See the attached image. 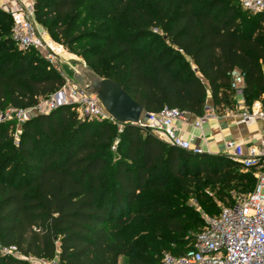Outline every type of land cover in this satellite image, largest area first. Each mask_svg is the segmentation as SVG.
<instances>
[{"label": "trees", "instance_id": "trees-1", "mask_svg": "<svg viewBox=\"0 0 264 264\" xmlns=\"http://www.w3.org/2000/svg\"><path fill=\"white\" fill-rule=\"evenodd\" d=\"M241 1L37 0L34 9L52 38L72 50L83 44L90 68L119 82L145 111L169 106L201 116L209 96L219 113L234 106L235 68L245 75L248 103L264 94V12L246 11ZM108 16L113 19L106 36V27L92 19ZM8 17L12 28L11 15L0 9L1 31ZM153 28L162 30L171 53H155L161 34ZM143 38L148 41L140 44ZM15 44L11 35L0 40L2 110L35 105L65 83L35 48L3 57ZM166 54L171 57L164 61ZM15 126L0 123V244L27 257L59 258L60 264H119L128 257L129 264H151L148 252L124 233L132 221L166 211L156 202L138 205L143 192L174 180L196 185L190 189L196 192L205 179L229 205L236 198L226 189L248 193L255 184L253 173L226 155L194 154L139 125L126 124L119 132L114 123L80 119L74 105L24 122L18 144ZM117 137L124 154L115 158ZM172 211L160 219L171 232L186 234L180 218L186 211ZM196 224L200 231L204 221ZM194 240L172 253L183 254ZM0 264L32 263L0 255Z\"/></svg>", "mask_w": 264, "mask_h": 264}, {"label": "built area", "instance_id": "built-area-1", "mask_svg": "<svg viewBox=\"0 0 264 264\" xmlns=\"http://www.w3.org/2000/svg\"><path fill=\"white\" fill-rule=\"evenodd\" d=\"M244 10L251 13L264 12V0H242ZM12 17L11 36L21 49L35 48L60 70L64 46L54 41L49 32L38 25L35 18L34 3L22 4L17 0L14 7L8 9ZM55 44L54 46L52 45ZM57 46H62L63 51ZM62 73V72H61ZM65 77L64 85L55 93L37 104L26 108H0V122L14 117L24 123L34 116L47 114L64 105H74L78 113L85 118L108 121L117 125L119 132L125 124L119 123L106 110L96 93L88 92L74 78ZM235 95L233 107H227L224 116L234 117L246 126L262 123L264 125V94L248 103L244 94L245 75L235 68L230 73ZM4 111V112H3ZM191 114L178 108L165 106L157 112L145 111L138 125L147 128L158 138L172 146L190 151L194 154H213L205 150L190 138L178 132L177 121H187ZM219 111L214 105H206L201 116H197L195 126L218 118ZM19 143V136L15 139ZM232 160L240 163L255 177L253 188L234 203L226 205L219 214H204V226L197 233L194 244L183 254L175 255L165 252L161 264H264V135L256 142L229 139L225 142V153ZM1 256H13L26 260L16 246L0 244ZM31 257L32 264H50L49 260Z\"/></svg>", "mask_w": 264, "mask_h": 264}, {"label": "rangeland", "instance_id": "rangeland-1", "mask_svg": "<svg viewBox=\"0 0 264 264\" xmlns=\"http://www.w3.org/2000/svg\"><path fill=\"white\" fill-rule=\"evenodd\" d=\"M36 1L37 0H21V3L27 5L30 3H34L35 6ZM5 12L10 14L8 10H5ZM87 17L88 14L86 13L85 20L88 19ZM90 19L91 18L89 17V20ZM112 19L113 18L108 16L106 18H94L92 19V21L93 24L98 25L100 28L106 27L101 30V32H104L102 33V35L108 36L110 35V32L106 31V29L112 22ZM1 23L2 22L0 21V24ZM37 23L42 28L47 30V27H44L40 22L37 21ZM10 25L11 21L10 17H8L5 20V30H0V40L6 37H10ZM153 32L161 34V38L159 39V42L155 47V53H158L162 50H165L166 53H171L174 48L169 42V40L164 36L162 30L153 28ZM52 39L60 44L64 43L61 39H57L56 37H53ZM146 41H148V38H143L142 40H140V44H143ZM90 44L91 43L86 42L85 45L88 46ZM63 46L66 49V53L63 54V58L60 59L59 63L60 71L62 73L71 76L74 74L77 68H82V66H84V63L86 65L85 67H87L86 69L91 70L90 66L86 62L85 56L82 55L84 51L83 44L76 45L74 50L69 47H66L65 45ZM13 47V50L6 51L3 57L10 56L13 53H17L19 50H26L21 49L17 44H15ZM31 52L35 54L36 51L31 50ZM36 55H39V57L46 59L41 52H36ZM170 57L171 55L166 54L163 56V60L167 61L168 59H170ZM51 65L54 66V64ZM7 109L8 108H6L5 111ZM78 114L80 119L85 118L81 113ZM8 121L16 122V126L13 128L12 133L14 137L13 143L17 144L15 139L17 136H20L23 128V123H20L19 121L15 120L14 117ZM119 141L120 138L117 137L115 140V145L112 148L115 154V158L119 157V155L124 154V151H118V149L116 148V143H118ZM206 183L207 182L204 179L203 182L197 184V186H199V189L197 190L196 188V192H190L192 191L190 189L195 188L196 185L190 187L179 186L177 180H174L172 183L168 184V186H165L164 188L147 190L140 195L138 205H147L149 203L156 202L160 203L161 205H164L166 208V211L155 212L152 216L148 217V219L144 218L138 222L132 221L124 230V233L128 237L134 238L138 245L142 247V249H144V253L148 252V262H150L151 264H161L163 254L165 252L172 253L176 249L188 247L190 245V242L196 237L197 233L199 232V226L196 224L197 220L198 222L200 221V223H202L204 221V214L211 216L217 215L227 205V203L218 196L217 189L213 188L210 185H207ZM232 187L233 185L230 188L226 189V191L231 193L233 198L240 199L247 195V191L245 192L243 189H240L238 187L233 189ZM171 210H173L172 212L186 211L184 215L180 216V218L185 221L184 225L187 227L186 234L177 235L176 233L171 232L160 219L164 213L171 212ZM26 260L32 263L31 257H27ZM119 264H129V258L122 257Z\"/></svg>", "mask_w": 264, "mask_h": 264}, {"label": "crops", "instance_id": "crops-1", "mask_svg": "<svg viewBox=\"0 0 264 264\" xmlns=\"http://www.w3.org/2000/svg\"><path fill=\"white\" fill-rule=\"evenodd\" d=\"M17 0H0V9L14 7ZM207 105H213L209 96ZM220 116L204 123L202 129L195 126L197 116L191 114L187 121H177L176 127L179 134L185 138L192 139L193 142L211 150L213 154L225 153V142L229 139L238 141L256 142L264 135V125L262 123L246 126L236 121L234 117ZM50 264H60L59 258L49 260Z\"/></svg>", "mask_w": 264, "mask_h": 264}, {"label": "water", "instance_id": "water-1", "mask_svg": "<svg viewBox=\"0 0 264 264\" xmlns=\"http://www.w3.org/2000/svg\"><path fill=\"white\" fill-rule=\"evenodd\" d=\"M77 68L75 80L90 93H96L106 110L122 124L138 125L144 107L117 81L101 77L87 67Z\"/></svg>", "mask_w": 264, "mask_h": 264}, {"label": "bare ground", "instance_id": "bare-ground-1", "mask_svg": "<svg viewBox=\"0 0 264 264\" xmlns=\"http://www.w3.org/2000/svg\"><path fill=\"white\" fill-rule=\"evenodd\" d=\"M52 45L54 46L55 44L52 43ZM54 47H55V46H54ZM57 47L60 48V49L62 48L61 50L63 51V47H62V46H57ZM63 52H64L63 54H65V53H66V49H64Z\"/></svg>", "mask_w": 264, "mask_h": 264}]
</instances>
